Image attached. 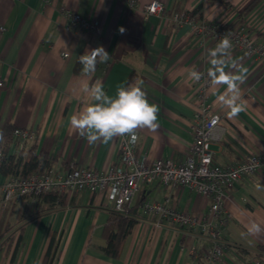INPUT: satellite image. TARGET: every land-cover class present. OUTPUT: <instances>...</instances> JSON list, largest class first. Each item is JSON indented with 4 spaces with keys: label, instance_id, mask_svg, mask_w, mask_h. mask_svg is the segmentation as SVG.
<instances>
[{
    "label": "crops",
    "instance_id": "obj_1",
    "mask_svg": "<svg viewBox=\"0 0 264 264\" xmlns=\"http://www.w3.org/2000/svg\"><path fill=\"white\" fill-rule=\"evenodd\" d=\"M136 1L139 6L157 1L165 13L146 17L131 11L124 0H51L50 4L0 0V27L5 29L0 33V130L12 126L35 135L22 151L12 140L3 144L7 157L22 158L23 164L32 149L38 159L49 161L51 169L63 174L71 167L103 171L112 167L118 159L116 136L90 145L70 126V118L93 102L86 89L101 84L109 96L121 86H139L158 106L157 127L134 130L136 157L181 164L192 143L190 126L200 101L190 73L205 71L209 76L213 70L217 75L209 76L208 104L221 116V140L209 146L213 164L234 166L249 155L264 154V62L249 60L231 48L214 69L208 53L219 42L169 21L174 12L200 8L203 20L264 44V0L242 22V13L254 0ZM66 11L79 15L93 30L68 29ZM98 47L108 58H98L95 70L88 72L81 56ZM240 68L247 71L242 81H235L234 91L222 75L234 78ZM236 96L240 110L233 114L230 105ZM8 177L0 174V187ZM35 203L26 200L8 208L1 227L6 234L0 242V264H41L53 233L62 234L54 264H201L206 242L197 231L187 232L142 209L145 203L160 204L207 217L210 200L187 189H165L156 183L139 189L129 205L134 207L129 214L136 224L117 260L100 251L103 227L115 213L105 195H65L61 206L40 214L46 205ZM2 212L0 207V218ZM225 213L228 221L221 241L227 250L219 264H246L259 246L264 247V170L240 179L225 192ZM237 250L247 254L241 256Z\"/></svg>",
    "mask_w": 264,
    "mask_h": 264
},
{
    "label": "built area",
    "instance_id": "obj_2",
    "mask_svg": "<svg viewBox=\"0 0 264 264\" xmlns=\"http://www.w3.org/2000/svg\"><path fill=\"white\" fill-rule=\"evenodd\" d=\"M43 1L50 4L51 0ZM124 1L131 11L142 13L146 17L163 16L165 13L163 4L157 1L142 6H139L136 0ZM63 16L69 21L68 29L94 28L74 13L66 11L63 12ZM169 21L176 27L188 26L193 35L214 38L218 42L221 37L227 36L232 42V49L236 52L245 55L249 60L264 62V44L257 43L239 31L207 22L203 18L197 21L196 16L191 15V11L174 13L169 17ZM4 31L5 29L0 27V33ZM67 56L63 55L64 58ZM199 73L201 79L196 81V84L200 101L190 126L192 143L181 164H175L171 160L153 162L140 160L135 154L137 139L133 142L128 135L116 136L118 159L106 171L71 167L65 174L49 169L40 174L25 175L20 167L18 172L9 176L0 187L1 210L26 200H34L47 193L65 196L85 192L105 195L112 202L115 213L128 217L127 207L142 186L156 183L165 189L169 186L184 188L210 200L207 217L176 212L160 204L145 203L142 209L145 213L160 214L187 232L197 231L199 237L206 242L202 252L205 264H219L227 250V246L221 241L222 231L228 221L225 213V192L232 189L240 179H250L264 170V154L249 155L234 166L221 167L213 164L209 146L212 142L221 140L218 132L221 116L212 113L208 104L207 94L212 79L205 71ZM2 87L3 83L0 82V88ZM34 141L35 135L30 130L14 129L12 132V143L18 151L24 149L25 143ZM6 157L4 145L0 142V161ZM192 254H195V250ZM248 264L264 262L252 260Z\"/></svg>",
    "mask_w": 264,
    "mask_h": 264
},
{
    "label": "clouds",
    "instance_id": "obj_3",
    "mask_svg": "<svg viewBox=\"0 0 264 264\" xmlns=\"http://www.w3.org/2000/svg\"><path fill=\"white\" fill-rule=\"evenodd\" d=\"M232 42L227 36L220 38L215 48L209 50L210 63L213 68H218L223 63V58L230 54ZM106 60L108 54L103 47L87 51L81 56V62L86 71L95 70L97 59ZM247 69L240 68V75L234 78L222 75V79L229 83L234 91H237L235 81H242ZM216 71H210L209 76L215 77ZM190 77L193 81H199L201 74L192 71ZM92 97V103L85 106L78 114L70 118V126L78 130L83 138L94 145L98 141L109 142L115 136L128 135L131 141L137 139L134 130L139 127H157L158 106L148 101L145 92L139 86H121L114 96H109L101 84H97L90 89H86ZM233 98V114L240 109L235 106Z\"/></svg>",
    "mask_w": 264,
    "mask_h": 264
},
{
    "label": "trees",
    "instance_id": "obj_4",
    "mask_svg": "<svg viewBox=\"0 0 264 264\" xmlns=\"http://www.w3.org/2000/svg\"><path fill=\"white\" fill-rule=\"evenodd\" d=\"M262 0H254L242 13L239 22L242 20L254 9L258 6V4ZM176 13V12H174ZM173 13V14H174ZM192 16H196L197 21H201L202 13L201 9L197 8L196 10L191 12ZM14 128L12 126H6L2 130H0V142L2 144H7L12 140V132ZM22 158L17 160L14 157H6L3 161H0V174L3 176H11L15 175L19 168L21 167L22 173L25 175L31 174H40L45 171L51 169V163L44 159H38L33 150H29L27 157L24 159V163L21 164ZM64 195L47 193L41 195L40 197L34 199L36 201L35 204L39 205V203H43L46 207L37 214L51 211L62 205ZM133 208L130 206L127 207V211L130 213ZM8 212V208L4 209L0 218V242L3 240V237L6 233L1 232L2 223L4 222V217ZM136 221L129 214L128 217L122 216L117 213H113L108 217L106 224L103 227L102 231V239L104 241V245L100 247V251L103 255L111 260H117L120 258L123 246L127 237L131 234ZM62 234L53 233L49 239V243L47 245L46 251L44 253L41 264H54L59 256H60V245H61ZM20 243V239H18L16 243L15 250L11 256V261L14 260V256L16 254V248ZM239 255H246L245 251L237 250ZM261 256H264V247L259 246L257 248V253L253 255V260H263ZM250 260L248 263H250ZM199 262V261H198ZM246 263V264H248Z\"/></svg>",
    "mask_w": 264,
    "mask_h": 264
},
{
    "label": "rangeland",
    "instance_id": "obj_5",
    "mask_svg": "<svg viewBox=\"0 0 264 264\" xmlns=\"http://www.w3.org/2000/svg\"><path fill=\"white\" fill-rule=\"evenodd\" d=\"M201 264H205V262H204L203 258H201Z\"/></svg>",
    "mask_w": 264,
    "mask_h": 264
}]
</instances>
